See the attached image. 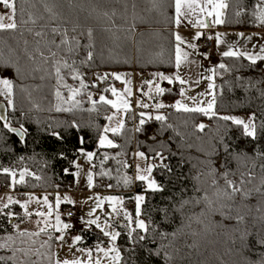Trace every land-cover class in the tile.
Returning a JSON list of instances; mask_svg holds the SVG:
<instances>
[{"label":"trees","instance_id":"trees-1","mask_svg":"<svg viewBox=\"0 0 264 264\" xmlns=\"http://www.w3.org/2000/svg\"><path fill=\"white\" fill-rule=\"evenodd\" d=\"M17 28L14 31H0V61L13 65L11 75L15 87L16 110L5 113L11 120L13 127H18L23 122L28 129L27 144H20L18 138L3 129V122H0V133L6 138L9 149L0 146V170L10 168L17 172L16 179H19V172L27 169L35 176L41 177L37 180L34 176H26L24 183H12V178L0 171V185L9 187L18 193L17 201L23 202L26 193H61L67 191L74 183V172L76 165L73 164L79 156L77 149L83 147L87 152H94L95 156L89 165L93 173L94 187L121 194L124 198L125 207L134 203L131 199L137 194L146 195L143 204L142 219L146 221L152 217L156 218L153 209L161 202L162 197H168L182 188L186 189L185 198L201 196L203 193L194 192V185L197 183L195 177L200 171L205 175L201 177L202 182H209L211 177L207 175V169L202 161L209 157L206 153L212 151L213 145L219 148L221 137L233 143L238 152H245L252 159L237 162L231 157L221 156L227 160V168L239 176L241 171L252 170L255 175L253 184L248 185L250 189L258 187L261 177H264V159L258 157V152H264V134H261L259 141L245 138L242 129L236 125L219 119V116L255 113L256 124L264 122V62L258 61L253 65L243 57L220 56L212 65L216 68L217 75L213 77L216 103L214 111L216 116L204 115L199 112H185L172 107L181 93L179 83L172 80H159L155 83L165 89L162 95L155 92V88L144 95L149 89L145 81L154 80L156 73H163L172 77L174 71V24L168 19L171 10L167 9V15L161 10H154L151 0H54L58 5L57 11L62 12L70 21L79 20L82 25L92 26L95 29V46L93 48L94 59L89 62L91 66L80 63L86 56L87 49H81L79 55L69 59L76 60V68L83 75L85 83L91 85V72L96 76L109 74L111 71L134 70L138 76H146L141 86L136 91V98L139 104H147L148 107L139 106L133 113H125L124 127L117 135H110L116 147L98 148L99 135L106 123V117L112 109L108 105L97 104V110L57 112L54 109L56 99V80L51 75V64L44 63L39 55L41 51L47 56L48 49H56L49 43L53 39L51 27L55 26L49 21V13L45 8V0H15ZM229 8L223 16L224 23L220 24L221 29L238 30H264L253 22L251 9L254 0H226ZM135 4V8H133ZM246 6L249 11L237 17L235 12L241 6ZM166 8V4H165ZM95 9V11L93 10ZM7 12L8 9H1ZM108 12L109 17L102 13ZM115 12V16L111 13ZM37 20L36 24L29 21V16ZM43 17V19H40ZM71 23L62 24L61 30L69 29L72 35ZM111 28V31H105ZM46 33L44 37H37L35 32ZM79 36V31L76 33ZM81 44L87 43L86 36H79ZM59 41V37H55ZM39 41V43H37ZM62 55V53L58 54ZM29 56L34 57L29 59ZM220 63L225 64L228 71L219 69ZM18 69L19 71H16ZM64 83L70 87H78L79 82L71 79L68 72L65 74ZM103 90L89 87L85 94L78 97L82 100V107H91L88 102L87 93L92 97L107 95L110 91L106 88L114 87L116 82L109 76V79L102 83ZM63 95L67 90L60 88ZM1 104L5 101L0 99ZM163 104L165 107L157 109L156 104ZM154 109L158 115L165 117L164 121L156 120L144 115L145 123L140 124L141 113L152 114ZM72 121L80 124L76 130L69 125ZM134 124V125H133ZM204 125L203 130L198 125ZM140 129L139 131L137 129ZM60 132L63 140H57L48 134L49 131ZM83 136L85 143L81 145L79 138ZM256 145V147H253ZM143 153L147 158H159L157 153L166 157L164 161L171 167L169 173L161 167L154 169L152 177L158 183L164 185L163 193H144V185L134 179V172L130 163L136 153ZM61 153L63 157L61 158ZM105 156L108 157L105 160ZM220 156L213 155L212 160L220 159ZM123 162L129 167L124 168ZM68 170V174L65 173ZM103 172L109 175H102ZM129 177L131 183L128 186L123 184V177ZM111 185V187H109ZM247 205L248 207H243ZM237 207H242L247 219L243 224L237 225L235 220H226L219 211L204 210L201 205H189L185 208L184 216L178 215L175 222L168 225L164 230L167 232L177 231L175 239L168 240L156 238L155 244L151 236L145 242L146 247L155 249L157 245H164L165 250L171 255L167 264H250L257 261L264 254V247L256 243L257 234L264 236V212L257 211V208H264V197L253 194L243 202H237ZM10 210L16 213L13 221L9 222L6 217L0 216V238L11 235L15 240V247L29 249L28 256L17 252L19 260L26 261V264H56L54 251L58 245V233L51 229L33 237V244L27 238L23 241L17 238V232L13 229L16 222L24 218L23 209L19 204L10 206ZM8 209H5L7 212ZM135 217L134 208L130 210ZM235 212L232 213L235 216ZM198 217V218H197ZM127 221L122 215L114 223L121 236L117 239V247L121 250L123 260L121 264H165L163 256H149L145 245H137L136 251H131L132 245L127 236ZM243 231L245 228L251 233L248 237V244L253 249L249 251L242 248L238 239L236 229ZM52 240L48 241V235ZM78 246L93 250L98 243H105L102 236L96 230H82L80 232ZM45 241L50 246L41 247ZM37 250L39 254H37ZM0 255L8 257L10 250L0 249ZM8 264H11L9 261Z\"/></svg>","mask_w":264,"mask_h":264},{"label":"snow or ice","instance_id":"snow-or-ice-1","mask_svg":"<svg viewBox=\"0 0 264 264\" xmlns=\"http://www.w3.org/2000/svg\"><path fill=\"white\" fill-rule=\"evenodd\" d=\"M71 2V0H70ZM154 10H161L164 14L167 13V9L171 10V14L168 15V19L171 23H173L177 28L181 25L182 21L188 19L189 17H194L191 21L192 27L195 28H209L215 25L223 24L225 21L223 16L225 15V11L229 8V4L226 0H151ZM166 4V8H165ZM0 6L10 10L7 15L0 14V31H14L17 28V22L15 19L16 16V2L15 0H0ZM45 8L46 11L49 13V21L51 24L55 25L51 27V35L53 39L49 41V43L56 49L53 51L50 47L48 49L49 55H45L43 51L39 53L41 58L43 59L44 63L51 64V75L55 77L56 80V90L54 92V96L56 99V103L54 105V109L57 112H75V111H96L97 104H104L110 106L115 112L111 115H108L106 119L111 122L115 119L116 113L120 112L121 110L127 111L128 110V100L125 98V94L127 96H131V88L129 85L131 84V80L125 78L124 75L119 73H112V74H105V75H98L96 77L97 81L103 83L104 81L109 79L111 76L112 79L121 81L125 88L123 92H118L115 87L106 88L104 91H110L112 96L116 97V99H108L105 95H100L98 100H93L92 94L87 93L88 102L91 104V107L85 109L82 107V100L78 99V97L85 94L86 90L91 87H96V84L89 85L85 83L83 75L80 73L79 69L76 68V60L69 59L72 56L79 55L81 49H87L86 56L80 60V63L87 64L91 66L89 62L93 61L94 59V52L93 48L95 46V29L92 26H85L80 23L79 20L75 22L70 21L62 12L57 11L58 5L54 2V0H45ZM133 8H135V4H133ZM95 11V9H93ZM249 9L246 6H241L238 11L235 12L237 17L246 14ZM105 17H109L108 12L102 13ZM115 12H112L111 15L115 16ZM251 15L253 22L264 26V0H254V5L251 9ZM7 19L9 23H4V20ZM40 19H43L41 17ZM29 21L32 24H36L37 20L34 19L31 15L29 16ZM210 21V23H209ZM71 23V33L69 35V29L64 28L63 31L61 30L62 24ZM105 31H111V28H105ZM79 31V36H86L87 43L81 44L80 38L76 33ZM37 37H44L46 33L42 31L35 32ZM175 45H174V64L177 69L181 67V65L188 60L189 53L184 50V48H191L195 49L196 45L194 43H189L187 40L182 38L178 33H174ZM201 33L197 32L194 40H198L201 37ZM241 38L243 34H239ZM55 37H59V41L55 39ZM208 39H213L212 36H209ZM246 39H251L248 37ZM215 40L217 45L219 46L221 43H227L224 39L222 34H217L215 36ZM39 43V41H37ZM235 46L230 45L228 51H224L222 53L223 57H243L250 61L253 65L257 64L258 61L264 62V47L260 48L258 54H251L248 52H242L239 50H234ZM62 53V55L58 54ZM34 57L29 56V59H33ZM205 58H207V54H205ZM13 65L10 63L0 61V97H2L5 101V104H0V122H3V129L7 131V133L15 135L20 144L26 145L28 136V129L25 127L24 123H19L18 127H13L11 120L5 114L8 111H15L16 110V101H15V85L13 83V77L11 75V70ZM219 69H223L228 71L225 64L220 63L218 65ZM16 71H19L16 69ZM212 73L207 77L209 80L208 84V94L212 96V99L206 102V106H200L205 102L198 100L196 97H191L194 102V105L189 107L181 101H177L172 107L176 108L177 110H183L185 112H199L203 113L204 115L209 116H216V112L214 111V106L216 103L215 94L212 90L215 88V84L213 81V77L217 75L216 68L209 69ZM68 72L71 79L74 81H78V87H70L66 83L65 80V73ZM154 75V80L145 81L148 85L149 90L153 88L155 85V92L157 94L162 95L165 89L161 88L159 83H155V78L159 80H167L169 83H172V77L166 76L163 73H156ZM175 79L181 84H185L184 81L179 74L177 73ZM199 83V81H196ZM63 87L67 90V95H63L60 91V88ZM150 93H144V95H149ZM181 95L184 96L185 92L184 89H181ZM203 96L204 93L199 94ZM187 98V97H186ZM147 108V104H138L137 105ZM155 107L157 109L165 107L163 104H156ZM142 119L140 120V124L143 125L145 123L144 113L140 114ZM219 119L223 121H230L231 124L236 125L242 129L243 137L251 138L253 141H259L261 138V134H264V122H262L259 127L256 124V117L255 113L249 115L247 119L238 118L234 116H219ZM156 120L164 121L165 117L163 115L155 116ZM69 127L79 130L80 124L76 121H72ZM124 127V121L119 120L116 126H111V124L104 126L102 132L99 135L98 139V148L110 147L114 148L116 145L110 140L107 136V133L111 132L113 135L119 134ZM200 130H203L204 125H198ZM140 130L139 128L137 129ZM49 135L54 136L57 140H63L64 137L61 135L60 132L57 131H49ZM79 143L83 145L85 140L83 136L79 138ZM219 148L216 145H213L212 151L206 153L209 157L208 159L202 161L207 169V175L211 177L209 182H202L201 177L205 175V172L202 170L200 171L193 179L197 182L194 187V192L203 193L201 196H191L185 198L186 189L182 188L180 191L173 193L168 197H162L161 202L153 209V212L156 214V218L150 217L147 221L142 219L143 216V204L146 201V195L144 194H137L131 199L135 200L136 209H135V217H133L130 213L126 210H123L121 205L123 204L122 197H115V196H108V197H96L97 203L96 206L88 213L89 219L86 221L88 225H96L97 228L103 233L105 237L109 238V245L107 249L100 248L99 245L97 246L98 251L103 252L104 258L110 259L113 264H121L123 260L121 250L117 247L116 241L118 237L121 236L119 231H109L111 225L105 223L101 226L98 223L99 217H95L94 214L96 209L101 207L104 202H108L112 206V215L113 219L115 216L122 215L123 218L127 221L125 227L127 228V236L129 243L132 245L131 251H136L137 245H145V242L150 239L152 243L155 244L156 238L159 237L161 240H168L170 237L175 239L177 236V231L174 230L172 232H167L164 229L174 223L177 216H184L185 208L189 205H203L204 210L200 215L206 214L207 211H219L224 219L226 220H235L236 224H243L247 217L243 212L242 207H237V202H243L244 200L248 199L253 192L256 194L264 197V177H261L260 183L258 187L250 189L248 185L253 184L255 181V175L252 170H248L247 172L241 171L239 176L235 172H232L230 169L227 168V160H223L221 156V152L223 156L231 157L233 160L240 162L242 160H249L252 159L249 157L245 152H238L233 147V143L229 142V140L221 137L219 140ZM0 146L4 147L5 149H9V145L6 144V138L3 133H0ZM253 147H256L254 145ZM77 151L84 156L87 161L91 162L95 156L94 152H87L83 149V147L77 149ZM220 156V159L212 160L211 157ZM258 157L264 159V152H258ZM136 156L140 160H146L147 158L144 156L143 153H136ZM157 156L160 158L161 161L167 159L166 157L162 156L161 154L157 153ZM61 158L63 157V153H61ZM108 157L105 156V160ZM75 164V161H73ZM77 169H79V166ZM123 167L128 168L129 165L126 162H123ZM157 167H162L169 173L172 172V169L169 165L161 163V164H152L146 163L143 167L140 164L136 165V176L135 180L140 181L144 185V193L152 192V193H163L166 189L164 185L157 182L156 179L152 177L153 171ZM264 170V169H262ZM3 174L8 175L12 178V183H24L26 176H34L35 179L39 180L41 177L35 176L34 173L29 172L27 169L19 172V179L17 180V172L10 168H3ZM66 174H68V170H64ZM79 174L78 172L76 173ZM102 175H109L107 172H103ZM88 179V186L91 188L93 186V173L90 171L87 174ZM123 184L128 186L131 183V179L127 176L122 178ZM111 187V185H109ZM35 197L29 196L28 200L25 202H20L13 200L11 197L7 198V201L0 206V216L6 217L9 222L13 221L16 217V213L10 210V206L13 204H19V207L24 210V214L28 217L35 215L37 217L44 218L45 227H40L36 232H28L26 230H19V225H13V229L17 232V238L23 241V238H27L33 244L35 241L32 239L33 237H38L41 233H46L47 228L50 226L47 222V217L52 215V205L48 202V197L45 196L43 198V204L47 206L48 211L47 213L36 211L34 213L28 211V204L34 200ZM64 201L71 203L68 201L67 197L63 198ZM61 200L57 197L56 207L59 208ZM36 203H41L40 200L36 199ZM243 207H248L247 205H243ZM5 209H8L5 212ZM257 211L264 212V208H257ZM235 212V216L232 213ZM71 215V213H69ZM198 218V217H197ZM260 220H264V216L257 218ZM56 227L55 230L57 232H62L64 229H68L71 227L69 224H62L60 220L59 214L56 215L55 218ZM39 223V221H38ZM264 231V228L261 229ZM236 232L239 234L238 239L241 243L242 248H246L249 251L253 249L248 244V237L251 233L245 228L241 231L239 228L236 229ZM258 238L256 243L261 247H264V236H260L259 233L257 234ZM58 240H63V235L57 237ZM81 237L76 236L73 243L80 241ZM52 240V236L48 235V241ZM48 241H45L41 244V247L50 246ZM15 240L11 235L4 236L0 238V249L10 250L11 255L8 257L0 255V264H8L10 261L11 264H26V261L19 260L16 256L17 252H21L24 256H28L29 249L27 248H19L15 247ZM145 250L149 256H163L165 260V264L171 260V255L165 250L164 245H157L155 249L148 248L145 245ZM37 254H39L37 250ZM89 256L91 253H88ZM35 264V262H33ZM56 264H84L83 261L77 260H64V261H56ZM95 264H101L99 258H97ZM250 264H264V254L260 256V258L255 262H250Z\"/></svg>","mask_w":264,"mask_h":264},{"label":"crops","instance_id":"crops-1","mask_svg":"<svg viewBox=\"0 0 264 264\" xmlns=\"http://www.w3.org/2000/svg\"><path fill=\"white\" fill-rule=\"evenodd\" d=\"M193 19H194V17H189L188 19H185L184 21H182L181 25L178 28L174 25V33H178L182 38L187 40L189 43H194L196 45V48L195 49L184 48V50L189 53L188 60L185 61L179 69H177L175 67V64H174V71L171 74V76L173 78L172 80H174L177 83H179L175 79V76L177 73L179 74V76L184 81H186V83L183 85H181L179 83L181 86V89H184L185 95L182 96L180 93V95H179L178 99L175 101V103L177 101H181V103H183L189 107L196 106V105H194V102L188 98L196 97L198 100L203 101L206 94H207V97H206L207 101L212 98V96L208 94V92H209L208 87L205 86L208 84L207 78H204V73L207 71V62H206V58H205L206 53H203V52H200L197 50V43L200 40V38H202L205 35L208 37L209 36L213 37L212 40L214 43V47H213L212 53H214V57L222 56V53L224 51L229 50L230 45L235 46L234 50H239L242 52H248L251 54H258L260 51V48L264 47V30H238V29L227 30V29H221L219 27V25H215V26H212L209 28H195V27H192V23H191V21ZM209 23H210V21H209ZM197 32H200L202 35L198 40H194L193 38L195 37ZM218 33L222 34V36H224L223 38L225 39V41L227 43H221L219 46L217 45V42L215 40V36ZM241 33L243 34L244 38L240 37L239 34H241ZM248 37H251V39H246ZM112 73L122 74L125 76V78L131 80V84L129 85V87L131 88L132 94H131V96H127V94H125V98L128 100V110L127 111L121 110L120 112L116 113L115 119L111 122H109L106 119V123L104 126H107L109 124H111V126H116V124L118 123L119 120L124 121L126 112L132 111L133 113H135L137 111V109H138L137 105L139 104V99L136 98V91L141 86L143 80L145 79L144 76H142V77L138 76L134 70L111 71L109 74H112ZM114 81L116 82V85L114 87L118 90V92H123L125 85L121 81H118V80H114ZM196 81H199V83H196ZM154 88H155V85H153L152 90ZM149 91L150 90L148 89L146 93H148ZM201 93H204V95L200 96L199 94H201ZM106 98L113 99V100L116 99V97L112 96V94H110V96L106 95ZM203 102H205V103L201 104L200 106H206V101H203ZM114 112H115V110L112 109V111L110 112L109 115L113 114ZM110 135H112L111 132L107 133L108 138L111 140ZM104 148H110V147H104ZM136 157L137 156L135 154L132 162H134ZM145 162H146V160H145ZM90 163L91 162L87 161V159L84 156L79 154V156L76 160V163H75V165L79 166V169H77V166H76V170L74 172V183L67 191H65L66 193L77 194V193L83 192L86 189H91L88 186V179H87V174L89 173L88 171L90 170L89 169ZM134 165H135V163H134ZM77 172L79 173L78 175L76 174ZM133 172H134V179H135L136 165L134 166ZM84 187H86V188H84ZM100 190H103V188H100L99 191ZM91 191H92V189H91ZM2 193L3 192L0 191L1 195H11L12 199L17 201L18 193L13 192V191H7L6 193H3V194ZM56 194H60V193H56V192H53V193H36V194L26 193L23 202L27 201L29 196L40 198V197L45 196V195L53 196ZM115 194L118 196H121V194H117V193H115ZM65 208H73L76 211V209H79L80 207L78 208V207H75V206L68 203V204H65L62 209L64 210ZM28 211L32 212V210L29 207V204H28ZM23 212H24V210H23ZM32 217H33V220L28 221V216H26L24 214V220L16 222L14 225L23 224V223H30L31 224L34 222V220H36V217H34L33 215H32ZM50 229L53 232L58 233V235H59V232H57L53 228H50ZM28 232H32V231H28ZM33 232H36V231H33ZM59 243H60V241L58 240V245H59ZM58 245L54 251L55 263L57 260H59V261H64V260L72 261V260H77V259L83 261L84 264H95V262H96L93 250H91V249L83 248L81 246H78V244L76 245V247H70V248L58 247ZM89 252L91 253L90 256L88 254Z\"/></svg>","mask_w":264,"mask_h":264},{"label":"rangeland","instance_id":"rangeland-1","mask_svg":"<svg viewBox=\"0 0 264 264\" xmlns=\"http://www.w3.org/2000/svg\"><path fill=\"white\" fill-rule=\"evenodd\" d=\"M1 9H4L3 6H1ZM10 11V10H9ZM9 11L7 12H1L0 14L3 15H7L9 13ZM4 23H9V21L7 19L4 20ZM224 37V36H223ZM224 39V38H223ZM225 40V39H224ZM216 56V55H215ZM219 58V56H216L215 58H209L207 56L206 58V62H207V71L204 73V78H207L209 75H211L212 73L209 71V69H212V65L216 62V60ZM207 83L209 84V80L207 79ZM208 84L205 85L206 87H208ZM206 96L204 97L203 101H206ZM0 99L4 100L2 97H0ZM212 99V98H211ZM159 113H157V110L154 109V112L151 114H145V116L150 117V118H155V116H157ZM229 116H234V117H238V118H243V119H247V117L249 115L246 114H234V115H229ZM135 165L140 164L142 167L146 164L145 160H140L136 157V159L134 160ZM151 163V162H148ZM90 172V170L88 171ZM100 186H102V184H100ZM86 188V187H84ZM92 189V191H91ZM91 189H86L81 193H77V194H68L66 192H62L60 194H56L53 196H48V202L49 204L52 205V215L47 217V222L48 225H50L47 230H49L50 228H53L55 230L56 227V222H55V218L56 215L59 214L60 216V220L61 223L64 224H69L71 225V227H69L68 229H64L62 232H59V236L63 235L64 239L63 240H59L60 243L58 245V247H66V248H70V247H76V245L78 244V242L73 243L74 239L76 236H80V231L82 230H96L97 232H99L102 236V239L105 241V243H98L97 245L94 246L93 249V253H94V257H95V261L97 260V258L100 259L101 264H113V262L110 259L104 258V254L103 252L98 251L97 246L99 245L100 248H104L107 249L108 245H109V238L105 237L103 235V233L100 231L99 228L96 227V225H88L86 224V221L89 219L88 213L90 211H92V209L96 206L97 200L96 197H108V196H115V197H122V196H118L115 194V192L109 191L106 188L103 190L99 189H95L94 187V178H93V186L91 187ZM0 191L3 193H6L7 191H12L11 185L9 187H2L0 185ZM2 193V194H3ZM32 194H36V193H32ZM45 196H42L40 198L35 197L34 200H32L29 203V207L32 210V212H36V211H41L44 213H47L48 208L46 205L43 204V198ZM11 197V195H1L0 194V206H2L6 201L7 198ZM57 197L60 198L61 202L59 204V208L56 207V201H57ZM64 197L68 198V201H71V203L64 201ZM123 198V197H122ZM36 199L40 200L41 203H36ZM71 204L75 207H80L79 209H76V216L74 219H67L65 218V216L63 215V206L65 204ZM123 210H126L128 213L131 214L130 210L132 208H134V211L136 209V204H135V200L134 203H131V206L128 207V209L125 207L124 204V198H123V204L121 205ZM34 217H36V220H34L33 223H23V224H17L19 225V230H26V231H38V229L40 227H45L44 224V218L42 217H37L35 215H33ZM99 217L98 223L103 226L105 223L111 225V227L107 230L109 231H117L116 227L114 226V223L119 219V216H115V219H113V215H112V206L108 203V202H104L101 207L96 209V212L94 214V217H92L93 219L95 217ZM24 220V218H23ZM29 220H33V217H28V221ZM39 221V223H38ZM117 244V241H116Z\"/></svg>","mask_w":264,"mask_h":264},{"label":"built area","instance_id":"built-area-1","mask_svg":"<svg viewBox=\"0 0 264 264\" xmlns=\"http://www.w3.org/2000/svg\"><path fill=\"white\" fill-rule=\"evenodd\" d=\"M5 9V8H4ZM213 47H214V43H213V40L212 39H208V36H203L202 38H200V40L198 41L197 43V50L200 51V52H203V53H206L207 56L211 59V58H215L214 57V53H212L213 51ZM96 74L95 72H91V78H90V83L91 85L92 84H96L97 86L96 87H93L95 89H98V90H103L104 89V85L97 81L96 79ZM144 78H146V76L144 75ZM99 99V96H94L93 97V100H98ZM134 125V124H133ZM150 162L152 164H161V163H164V164H167L166 161H161L160 158H154V159H151ZM168 165V164H167ZM130 166L132 167L133 171H134V162H131L130 163ZM162 168V167H161ZM164 169V168H162ZM105 187L104 184H102L101 188ZM131 206V205H130ZM129 206V207H130ZM69 213H71V215H69ZM63 214L65 215L66 218L68 219H74L75 216H76V211L73 209V208H65L63 210Z\"/></svg>","mask_w":264,"mask_h":264},{"label":"water","instance_id":"water-1","mask_svg":"<svg viewBox=\"0 0 264 264\" xmlns=\"http://www.w3.org/2000/svg\"><path fill=\"white\" fill-rule=\"evenodd\" d=\"M1 104V103H0Z\"/></svg>","mask_w":264,"mask_h":264}]
</instances>
